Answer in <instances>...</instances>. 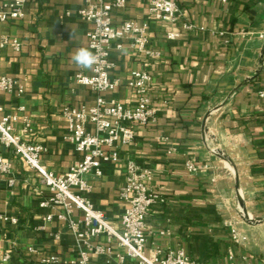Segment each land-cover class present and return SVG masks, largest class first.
I'll return each mask as SVG.
<instances>
[{
	"label": "crops",
	"instance_id": "crops-1",
	"mask_svg": "<svg viewBox=\"0 0 264 264\" xmlns=\"http://www.w3.org/2000/svg\"><path fill=\"white\" fill-rule=\"evenodd\" d=\"M173 1L181 9L173 21L153 17L147 0H127L112 10L116 25L146 24L150 48L158 52L139 53L128 39L121 48L114 44L110 77L117 85L106 94L132 106V72L152 77L154 118L137 125L134 140L120 147L122 159L151 172L148 185L159 196L147 219V252L182 249L203 264H264V99L258 95L264 88V0ZM85 4L28 0L23 17L0 23V41H9L0 46V77L16 83L0 89V106L17 116L18 133L43 147L41 163L57 174L82 158L62 110L88 107L96 98L76 80L92 70L71 60L81 47L91 51L93 24L78 14ZM0 156L11 162L10 172L0 174V264H44L52 255L58 264H80L82 252L86 264H136L105 235L78 243L57 215L62 210L41 206L50 192L36 171L1 144ZM188 163L199 169L189 171ZM101 169L100 176L87 175V196L119 228L126 171L114 161ZM74 218L82 221L83 213L76 210ZM233 231L245 239L234 241ZM101 245L111 250L97 252Z\"/></svg>",
	"mask_w": 264,
	"mask_h": 264
},
{
	"label": "built area",
	"instance_id": "built-area-1",
	"mask_svg": "<svg viewBox=\"0 0 264 264\" xmlns=\"http://www.w3.org/2000/svg\"><path fill=\"white\" fill-rule=\"evenodd\" d=\"M28 0H8L0 5V23L21 18L25 14ZM149 12L160 21H173L181 14V9L173 0H147ZM127 0H86L85 6L78 14L84 20L91 22L93 27L88 32L89 48L98 58L90 75L78 74L76 80L89 86L95 93L93 105L67 106L62 110V116L69 130V140L76 151L81 154V160L74 163L66 173L57 174L47 169L41 163L43 147L28 141L15 128L17 116L4 113L0 106V144L10 148L29 167L39 175L41 182L48 188L50 195L41 201L42 207L60 208L57 215L67 222L78 243L89 245L92 238L105 235L108 242L115 240L119 246L127 250L128 255L136 260V264H203L185 253L182 249L164 252L160 249L152 253L146 248V224L152 206L159 200V196L150 188L148 180L151 172L142 169L132 159H122L120 147L131 143L136 134L137 125H147L152 121L155 108L151 105L149 95L151 75L145 70L132 72L130 87L134 90L137 101L134 105L106 98V94L117 85L110 77L113 63L110 51L115 44L122 47L124 40H130L131 45L139 52L149 56H157L158 52L150 48V40L146 24H139L134 20H125L119 25L113 23L112 10L124 8ZM169 39L176 37L175 33L167 35ZM6 38L0 41V46L8 44ZM12 45L19 48V42ZM8 76L0 77V89L12 90L15 86ZM264 99V88L258 91ZM28 121L23 131H27ZM122 163L125 168V183L119 190V197L125 202V208L120 218V227L108 219L106 214L94 207L87 193L92 185L87 175L102 174L101 166L105 162ZM189 171L199 168L188 163ZM11 162L0 156V174L9 173ZM83 213V220L74 218L75 211ZM47 219L52 218L49 214ZM1 219L17 222L16 217L1 216ZM232 239L236 242L245 237L236 231L232 232ZM110 246H98L97 252H109ZM80 264H86L87 256L81 253ZM44 264H58L54 255L42 259ZM233 264V263H232ZM250 264V263H244Z\"/></svg>",
	"mask_w": 264,
	"mask_h": 264
},
{
	"label": "clouds",
	"instance_id": "clouds-1",
	"mask_svg": "<svg viewBox=\"0 0 264 264\" xmlns=\"http://www.w3.org/2000/svg\"><path fill=\"white\" fill-rule=\"evenodd\" d=\"M72 62L81 69L93 70V66L98 63V58L87 48H79L71 57Z\"/></svg>",
	"mask_w": 264,
	"mask_h": 264
},
{
	"label": "water",
	"instance_id": "water-1",
	"mask_svg": "<svg viewBox=\"0 0 264 264\" xmlns=\"http://www.w3.org/2000/svg\"><path fill=\"white\" fill-rule=\"evenodd\" d=\"M246 220H248L249 222H254V223L259 221L258 219H250V218H247Z\"/></svg>",
	"mask_w": 264,
	"mask_h": 264
}]
</instances>
